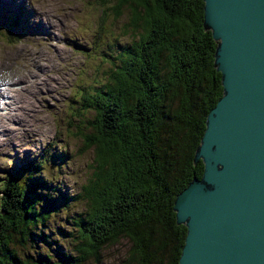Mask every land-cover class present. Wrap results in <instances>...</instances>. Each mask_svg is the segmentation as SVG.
Returning a JSON list of instances; mask_svg holds the SVG:
<instances>
[{
    "label": "trees",
    "instance_id": "trees-1",
    "mask_svg": "<svg viewBox=\"0 0 264 264\" xmlns=\"http://www.w3.org/2000/svg\"><path fill=\"white\" fill-rule=\"evenodd\" d=\"M94 3L99 16L125 18L128 44L118 47L99 83L77 87L69 101L82 150L93 153L92 171L73 197L83 211L71 220V251L55 247L56 261L43 264H101L121 242L120 264H177L185 228L175 225L171 208L202 172L201 161H191L205 117L221 97L212 68L216 44L202 33L201 0ZM39 163L13 168L0 184V264H42L16 249L54 210L42 198Z\"/></svg>",
    "mask_w": 264,
    "mask_h": 264
},
{
    "label": "rangeland",
    "instance_id": "rangeland-1",
    "mask_svg": "<svg viewBox=\"0 0 264 264\" xmlns=\"http://www.w3.org/2000/svg\"><path fill=\"white\" fill-rule=\"evenodd\" d=\"M106 15L94 0H0V184L13 168L40 161L42 198L54 205L16 248L28 261L53 263L55 247L72 249L71 220L83 211L73 197L91 174L93 153L82 150L69 101L77 87L99 83L128 44L125 18ZM125 251V242L108 248L101 264H120Z\"/></svg>",
    "mask_w": 264,
    "mask_h": 264
},
{
    "label": "water",
    "instance_id": "water-1",
    "mask_svg": "<svg viewBox=\"0 0 264 264\" xmlns=\"http://www.w3.org/2000/svg\"><path fill=\"white\" fill-rule=\"evenodd\" d=\"M221 97L174 196L185 236L177 264H264V0H202Z\"/></svg>",
    "mask_w": 264,
    "mask_h": 264
}]
</instances>
